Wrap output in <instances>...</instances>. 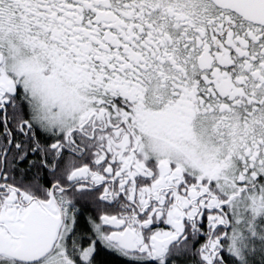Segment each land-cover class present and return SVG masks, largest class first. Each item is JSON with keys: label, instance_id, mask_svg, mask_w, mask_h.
I'll return each instance as SVG.
<instances>
[{"label": "snow or ice", "instance_id": "obj_1", "mask_svg": "<svg viewBox=\"0 0 264 264\" xmlns=\"http://www.w3.org/2000/svg\"><path fill=\"white\" fill-rule=\"evenodd\" d=\"M0 264H264V0H0Z\"/></svg>", "mask_w": 264, "mask_h": 264}]
</instances>
